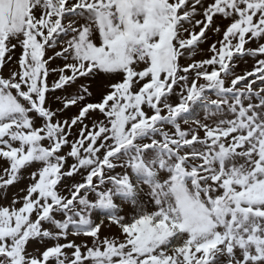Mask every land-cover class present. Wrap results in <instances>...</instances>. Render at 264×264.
I'll use <instances>...</instances> for the list:
<instances>
[{
  "label": "snow or ice",
  "instance_id": "snow-or-ice-1",
  "mask_svg": "<svg viewBox=\"0 0 264 264\" xmlns=\"http://www.w3.org/2000/svg\"><path fill=\"white\" fill-rule=\"evenodd\" d=\"M0 264H264V0H0Z\"/></svg>",
  "mask_w": 264,
  "mask_h": 264
}]
</instances>
